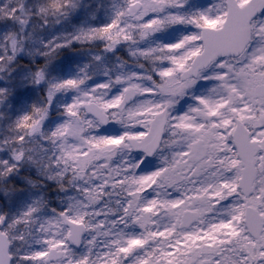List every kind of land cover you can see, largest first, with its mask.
<instances>
[{"label": "snow or ice", "instance_id": "6c2138e0", "mask_svg": "<svg viewBox=\"0 0 264 264\" xmlns=\"http://www.w3.org/2000/svg\"><path fill=\"white\" fill-rule=\"evenodd\" d=\"M0 264H264V0H0Z\"/></svg>", "mask_w": 264, "mask_h": 264}]
</instances>
